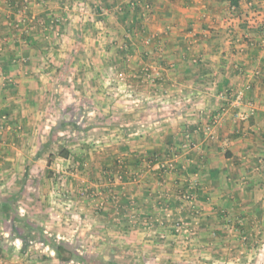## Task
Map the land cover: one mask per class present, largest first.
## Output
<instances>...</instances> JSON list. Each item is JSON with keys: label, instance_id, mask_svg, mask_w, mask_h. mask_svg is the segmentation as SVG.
Returning <instances> with one entry per match:
<instances>
[{"label": "crops", "instance_id": "crops-1", "mask_svg": "<svg viewBox=\"0 0 264 264\" xmlns=\"http://www.w3.org/2000/svg\"><path fill=\"white\" fill-rule=\"evenodd\" d=\"M83 1L84 12L101 21L89 25L98 29L93 37L103 35L100 41L84 38V53L78 55L89 68L84 75L90 85L83 86V92L96 94L98 90L102 96L110 94L109 89L133 93L140 99L153 100L155 96L163 106L156 105L161 115L147 123L146 131L135 130L127 136L136 141L137 150L131 154L120 150L121 154L114 156L128 157L126 175L132 174L134 179L120 174L114 177L120 173L115 165L120 161L113 162L112 155L96 163L91 159L81 186L100 190L104 196L82 198L78 201L82 206L70 201L75 209L70 213L100 223L103 248L108 236L116 243L123 242L121 249L128 237L130 246L138 244L142 253L153 248L169 250L164 258L175 264L172 255L176 244L158 238H174L172 225L181 218L192 230L190 243L201 253L189 258L191 250L181 247V242L186 264H253L251 259L257 255H263L264 260V0H237L234 15L227 0ZM21 2L0 0V166L5 168L0 169V180L19 172L12 163L7 170V154L12 160L18 157L17 162L26 156L25 151L27 156L32 154L36 141L37 156L42 159L48 154L42 140L49 137L37 136L34 127L41 122L46 126L52 115L49 111H57V105L51 107V96L63 95L66 88L54 82L49 86L45 78L68 76L62 72L65 65L72 78L76 76L71 60L77 55L74 44L80 40L67 34L77 29L81 14L72 8L70 0H28L26 7ZM103 30L109 33L103 34ZM95 43L106 47V52L103 48L92 51L96 50ZM90 64L95 66L93 70ZM101 66L98 73L95 68ZM109 75L116 81L110 88L106 79L102 83V77ZM96 77L98 87L90 81ZM249 83L251 87L246 88ZM67 91L78 93L73 86ZM239 92L242 97L237 104ZM100 100L103 107L107 98ZM93 104L88 101L90 110ZM240 113H246L247 118L240 119ZM19 126L24 128L20 133ZM29 141L31 146L24 147ZM19 144L21 155L7 153V148L17 151ZM105 145H99L101 151ZM70 154L63 159L68 162ZM155 156L159 160L170 158L172 166L159 173ZM43 169L38 170L43 173ZM110 174L123 180L108 186ZM28 185L34 188L32 196L24 192L27 197L0 198V207L9 210L19 203L20 219L40 221L48 230L51 227L53 236L57 233L59 204L52 198L48 202L47 196L50 206L45 208L43 198L53 187L26 182L20 190ZM14 188L11 179L7 186L0 182L5 196ZM185 195L190 199H184ZM93 204L102 208L99 213L91 211ZM192 206H196L197 214ZM9 215H0V221L7 224L18 220L16 215ZM9 230L0 229V264H87L61 262L41 241L39 252L45 257L33 256V247L24 246Z\"/></svg>", "mask_w": 264, "mask_h": 264}, {"label": "rangeland", "instance_id": "rangeland-1", "mask_svg": "<svg viewBox=\"0 0 264 264\" xmlns=\"http://www.w3.org/2000/svg\"><path fill=\"white\" fill-rule=\"evenodd\" d=\"M79 1H81L82 6L80 3H78ZM70 2L72 8L76 10L77 13L81 14L77 18V24H75V27L77 29H73L71 33L67 34L71 37V39L80 40L75 42L74 44L73 53L77 55L74 60H71V62L76 65V76L72 78L71 73L67 72V69H69V67H67L68 65H65L63 67L65 70H62V72L64 73L63 75L68 76L64 77L63 79L61 77H54L53 80H50L47 77L45 78L47 79V83L49 84V86L54 82L55 86L60 85L62 88L64 87L66 89L63 90V95L55 93L53 96H51L50 101H54L51 107L57 105V111H54V114L53 112L49 111V113H51L52 115L48 117V120L50 121L45 124L46 126H42L41 122L39 123V126L34 127L37 136L45 134L44 137H49L47 140H42L43 145H45V152H48V154H46L44 157L42 156V159L40 156H37V150L39 149V146H37V144L39 145V143H37V141L33 142L32 144L36 146L33 149L32 154H30V156H27V153L25 151L24 154H26V156H23V159H19L17 162H15V160L18 157H14V159L12 160V157L7 154V170L9 169V166H11L12 163L13 168L19 172L15 175L7 174V177L0 180V182H3V185L7 186L9 179H11V183L14 184L15 187L13 192H11V194H9L8 196H5V190L2 191V189H0V195H2L0 196L1 199H5L3 197H8L11 199V197L15 195H18L19 199L21 196L27 197L22 195L24 192L32 196V194L35 193L33 191V186L28 185L25 189L20 190V186H24L26 182L30 185L41 182L43 184H47L50 188L53 187V190L48 189L47 193L45 195L43 194L45 196L43 198L45 200V208L50 206L48 202L51 201V198L55 203L59 204V221L58 225L55 226V232L57 233H55L53 236H50V233L53 234L52 230L50 229L51 223H48L47 225L48 227H50L48 230L47 228H45L44 224L42 225L39 223L40 221L36 222V219H33L31 221L25 220L23 218L20 219V217L18 216L21 213L19 203H16V205L14 204V207L10 206L9 210L6 206L0 207L1 216H10L9 213H11L12 216L16 215L18 217L17 221H12L11 223L7 224H4L3 221H0V229L1 231H4V229H10L12 231L11 233L13 234V236H16V238H18L19 240L21 238H25V244L33 247V256L45 257L46 254H42L39 252L42 246H40L38 242L41 241L44 244L50 243L55 246L62 244V246L64 245L63 247H68L72 249L74 251V258L72 257L71 261L76 263L84 262L87 264H170L169 261H171V259L168 257H166V259L164 258L166 256L164 252L166 251L167 254H169V250H163V252H159V250L161 249L153 248L151 250L148 249V251L142 253L144 250L140 249L138 247V244L130 246V239L128 240V237L124 240L128 243H125L124 248L121 249L119 248V244L123 245V242L116 243V240L113 239V237L108 236L109 240L107 246L106 248H103V241L100 238V223H97L96 221L94 222L88 216H83V214H81L80 217L79 214H76L74 217L73 213H70V211H75V209L72 208V206L74 205L70 201L75 200L77 206H82L81 203H78V201L82 200V198L87 197L92 199L91 197L95 198L98 195L100 196L102 194L100 190H92L81 186L82 184L80 183V180L82 182V178L85 174H87L88 168L91 167V162H101V159L107 158L112 155L111 158H113V162L116 163L120 161L118 164H115L119 166L120 173L117 174L118 176L116 175L114 177H119L120 174L122 176L129 177V179L131 178V180L134 179L132 177V174L126 175V162H128L129 160L128 157L122 155L120 156L121 158H115L114 156L118 155V153L121 154L120 150L130 154L134 153L135 150H137L134 148L137 147L136 141L132 142V140H128L130 137L128 138L127 136L135 130L138 131V133H141L139 131H143V129H145L146 131L147 123L150 122L153 117L161 115L156 105L163 106V104L160 105V103H157L158 100L154 98L155 96H153V100H147L146 98L140 99V97H136L133 93H124L109 89L108 91H111L110 94H102V96L97 93L98 90L96 91V94H92L89 91L86 92L87 94L83 92L85 90L83 86L90 85L88 82V78L86 77V75H84L86 72H89V68L85 65V63L79 60H83V58L78 57V55H83L84 53V38H86V40L88 38L97 39L99 41L101 40L100 38L103 37V35L97 36V38L93 37L95 32L98 31V29L95 28V31V29H92L89 26L97 25L96 23L101 21L95 19V17H90L88 14H86V12H84L83 9L86 7V4L83 0H70ZM102 32L106 35L107 33H109L108 31L106 32L104 30ZM67 35L66 38H68ZM94 47L96 48V50L92 51L99 52L103 48L104 53L106 52V47H99L97 44ZM48 64L50 65V63ZM94 67L95 66L90 64V70H93ZM95 69L96 71H98V73H100V69H102V66L99 69ZM98 75L100 76V74ZM111 75H109V77H102V83L104 82V79L109 81L108 88L114 87L116 83L115 79H112L113 75ZM149 80L151 81V79ZM84 81L86 82L84 83ZM90 81L93 83V85L97 87L100 85L99 79L97 77L95 79L90 78ZM69 86H73V89L76 90L78 93H68L67 90L70 89ZM101 86H103V84ZM52 87L53 86H51V88ZM100 97H102L103 100L107 98V101H105L106 104H102L103 107L100 106ZM88 101H93V110L89 109ZM51 117L53 118V122L51 121ZM105 120H108V122H105ZM23 129V127L19 126L17 132L20 133L23 131ZM105 136L108 137V139H106L107 141L104 139ZM52 138H55V140L52 141ZM104 143H106V145L103 147V151H101L99 145H103ZM30 144L31 141L26 144L27 146L24 145V147L29 148V146H31ZM40 145H42L41 142ZM20 146V144L16 146L17 151L7 148V153L12 151L14 152V154L17 153L18 155H21V153L23 152L19 149ZM63 151H66L68 154L71 153V159H68V162L67 160H64L68 158V154H62ZM102 152L104 154H102ZM89 153L92 154L91 158ZM72 155H76V157H78L76 158L77 161L74 160ZM82 156H84V158L81 160ZM91 159L93 160L91 161ZM85 163H87L88 165H84ZM41 167H44L43 173L42 170L41 172L38 170ZM2 168H4L3 165L0 166V169ZM37 170L39 172H35ZM24 171H26L27 174H25L26 172ZM75 175L77 176L75 177ZM113 175L114 174H110V181L105 179L108 182V186H111L113 185V183L115 184V182L120 181L119 179L117 180V178L113 179ZM85 176L87 177V175ZM134 177L136 178V176ZM78 184L81 187L79 186L77 187L78 189H74V186H77ZM104 190L105 189H103V192ZM47 196L50 197L48 202H46ZM68 204H70L71 208L67 206ZM42 209L44 210V208ZM99 209L102 208H100L99 206L97 207L93 204V209H91V211H96L99 213ZM77 213H83V211H77ZM93 214L95 215V213ZM33 225H37L39 228L36 226L34 227ZM130 225L132 226V224ZM135 225L137 226L139 224L136 223ZM12 227H14V230H12ZM43 230H46L48 233L46 235H43ZM57 235L59 236V238H57ZM44 236H46L47 238H45ZM162 236L163 235H159L160 238L158 239L160 241H165V243H170L172 241L177 246H174V250H176V252H174V255H172L173 263H185L187 258L184 257V249L191 250L189 253V258H193V256H201V253L197 252L195 246H193L192 243L189 242V245L186 246V243L183 242L184 244L181 246V241H179L180 239L179 237H176L175 233H172V237H174L172 239H167L165 236ZM15 244H17V246L19 247L21 245L19 244V241H17V243ZM141 246L144 247L142 244ZM179 246L183 247L184 249ZM192 249L195 251V253H193ZM63 256L67 257L68 255L67 253H64ZM257 256L256 257L258 259L254 257L251 259V262L253 264H264L263 255L262 257L260 255ZM77 258H81L83 262L77 260Z\"/></svg>", "mask_w": 264, "mask_h": 264}, {"label": "built area", "instance_id": "built-area-1", "mask_svg": "<svg viewBox=\"0 0 264 264\" xmlns=\"http://www.w3.org/2000/svg\"><path fill=\"white\" fill-rule=\"evenodd\" d=\"M22 5L23 7H26V5L28 4V0H22ZM78 3L81 4L82 6V3L81 1H79ZM230 14L231 15H234L235 11H236V8L235 7H230ZM231 19H233V16L231 17ZM23 22V21H22ZM148 74V72H147ZM251 87V83L247 84L246 85V88H250ZM242 97V93L239 92L237 94V97H236V103L238 104L240 102V99ZM239 118L242 119V120H245L247 118V114L246 113H240L239 114ZM172 166V161L171 159L169 158L168 160H166L161 168H170ZM184 199H190V196H183ZM192 201V200H191ZM192 209L193 211L195 212V214H197V209H196V206H192ZM174 230V233L176 234V237L178 238L179 237V241H181L182 243H189L190 240H191V228H190V225H188L183 219L179 218V219H176L173 223V228Z\"/></svg>", "mask_w": 264, "mask_h": 264}, {"label": "trees", "instance_id": "trees-1", "mask_svg": "<svg viewBox=\"0 0 264 264\" xmlns=\"http://www.w3.org/2000/svg\"><path fill=\"white\" fill-rule=\"evenodd\" d=\"M229 1V4H230V7L232 6V7H235V8H237L238 7V3H237V0H228ZM135 11L136 10H138V8H137V5H135ZM262 31L264 32V24H263V27H262ZM62 154H64V155H67L68 153L66 152V151H63L62 152ZM157 156H155L154 158H156ZM168 157H169V155H168ZM157 160H159V158L157 157L156 158ZM166 160H168V158L166 157V158H161L159 161H157V164H158V172L159 173H161V174H163L164 173V171H166V169H168V168H161V166H162V164L166 161ZM120 180H123V177H121L120 178ZM12 230H14V227H12ZM173 233H174V230H173ZM21 240H22V243H23V245L24 246H26V244H25V238H21ZM46 241V240H45ZM47 242V241H46ZM49 244V247L54 251V253H55V255L57 256V258L59 259V261H61V262H69V261H71L72 260V257H73V255H74V251L72 250V249H70V248H66V247H63L62 246V244H60V245H53V244H50V243H48ZM64 244V243H63ZM66 244V243H65ZM64 253H67V257H64L63 256V254ZM74 258V257H73ZM77 260H79V261H81V262H83V260L81 259V258H77Z\"/></svg>", "mask_w": 264, "mask_h": 264}]
</instances>
